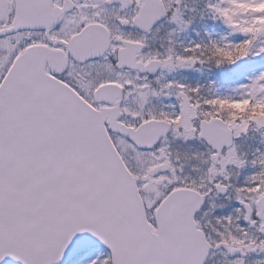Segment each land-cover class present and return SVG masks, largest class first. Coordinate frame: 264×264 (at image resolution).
Masks as SVG:
<instances>
[{
  "label": "snow or ice",
  "instance_id": "obj_1",
  "mask_svg": "<svg viewBox=\"0 0 264 264\" xmlns=\"http://www.w3.org/2000/svg\"><path fill=\"white\" fill-rule=\"evenodd\" d=\"M0 264H264V0H0Z\"/></svg>",
  "mask_w": 264,
  "mask_h": 264
}]
</instances>
